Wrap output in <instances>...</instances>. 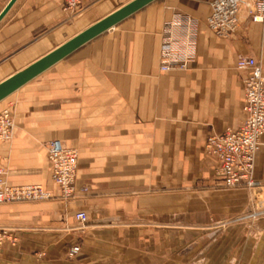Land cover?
<instances>
[{"label": "crops", "instance_id": "crops-1", "mask_svg": "<svg viewBox=\"0 0 264 264\" xmlns=\"http://www.w3.org/2000/svg\"><path fill=\"white\" fill-rule=\"evenodd\" d=\"M9 1L0 0V13ZM119 1L87 0L73 12L64 0H16L0 20V83L126 4ZM210 11L204 0H155L0 101L15 120L11 141H0L8 184L51 193L0 203V225L18 229L0 264H264V217L229 221L248 207L249 192L225 186L205 147L245 119L236 61L256 56L264 71V22L242 10L237 32L223 38L206 23ZM188 19L197 26L195 60L161 71L168 31ZM54 139L78 151V186L88 189L75 197L63 199L52 179ZM254 177L264 184V142ZM79 210L88 222L77 228Z\"/></svg>", "mask_w": 264, "mask_h": 264}, {"label": "built area", "instance_id": "built-area-1", "mask_svg": "<svg viewBox=\"0 0 264 264\" xmlns=\"http://www.w3.org/2000/svg\"><path fill=\"white\" fill-rule=\"evenodd\" d=\"M87 0H64L65 8L76 12L83 8ZM210 5L207 16L208 27L218 36L232 37L239 28L240 12L245 10L251 22H264V0H204ZM197 35V26L187 20L179 31L169 30L168 37L161 46V71L187 69L195 60L191 43ZM236 67L244 73L245 119L237 128H229L223 133L209 136L206 150L219 163L218 172L224 176L229 188L245 187L252 191L251 207L237 220L256 219L264 214V201L260 186L253 177L255 158L264 142V71L260 60L253 55H239ZM15 133L13 108L0 111V141L9 142ZM48 157L52 168V179L61 192V197L71 198L79 189L87 191V186H78L79 156L75 148L68 147L60 139L51 140ZM51 193L41 185L11 186L7 182V169L0 162V203L16 200H44ZM264 199V198H263ZM82 225L88 222L85 210L75 213ZM16 228L0 225V249L8 241L16 242ZM80 245L72 246L67 255L74 258Z\"/></svg>", "mask_w": 264, "mask_h": 264}, {"label": "water", "instance_id": "water-1", "mask_svg": "<svg viewBox=\"0 0 264 264\" xmlns=\"http://www.w3.org/2000/svg\"><path fill=\"white\" fill-rule=\"evenodd\" d=\"M15 1L16 0L9 1L7 6L0 13V20L11 8ZM153 1L155 0H131L127 2L109 15L84 29L46 56L42 57L20 72L7 78L0 83V101L5 99L23 84L28 82L30 79L44 71L46 68H48L58 60L69 55L77 48L81 47L96 36L106 32L108 29L115 26L123 19L127 18L128 16L132 15L133 13L137 12Z\"/></svg>", "mask_w": 264, "mask_h": 264}, {"label": "rangeland", "instance_id": "rangeland-1", "mask_svg": "<svg viewBox=\"0 0 264 264\" xmlns=\"http://www.w3.org/2000/svg\"><path fill=\"white\" fill-rule=\"evenodd\" d=\"M129 1H131V0H120L119 1V3L120 4H122V3H127V2H129ZM256 159V158H255ZM254 170H255V165H254ZM254 170H253V177H254ZM255 178V177H254ZM256 180V179H255ZM257 184L260 186V189L258 190V192H261V196H262V201H264V184L263 183H258L257 182ZM226 186V185H225ZM227 187V186H226ZM229 188V187H228ZM237 188H245V187H237ZM247 190H248V192H249V204H248V207L245 209V210H243L242 212H240V213H238V214H236V215H234L233 217H231V218H229V221L231 222V223H233V224H237V223H240V222H250V221H254V220H258L259 218H261V217H264V214L262 215V216H260V217H258V218H256V219H243V220H237V218L238 217H240V216H243L245 213H247V211L249 210V208L251 207V200H252V191L250 190V189H248V188H246ZM63 198V197H62ZM63 199H68V198H63ZM76 213V212H75ZM75 213H74V215H73V222L75 223V226L77 227V228H80L82 225L76 220V218H75ZM227 222H228V220L227 221H223V220H221L220 222H218V223H220V224H213L212 226L213 227H219V226H224V225H226L227 224ZM87 224V223H86ZM85 224V225H86ZM85 225H83V226H85ZM224 228V227H223ZM68 229V228H67ZM9 242V243H8ZM7 242V244H12L13 246H15L17 243H18V241H16V242H11V241H8ZM6 244V245H7ZM6 245L2 248V249H0V254L1 255H3L6 251ZM67 253V252H66ZM67 255V254H66ZM45 257V255H43V257L42 258H44ZM66 258L67 259H69V257H68V255L66 256ZM71 259V258H70ZM189 264H196V263H189Z\"/></svg>", "mask_w": 264, "mask_h": 264}]
</instances>
